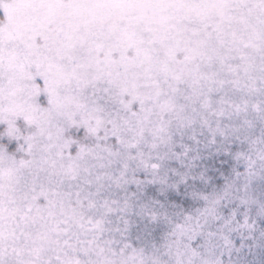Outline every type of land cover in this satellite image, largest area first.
Segmentation results:
<instances>
[{"label":"snow or ice","instance_id":"snow-or-ice-1","mask_svg":"<svg viewBox=\"0 0 264 264\" xmlns=\"http://www.w3.org/2000/svg\"><path fill=\"white\" fill-rule=\"evenodd\" d=\"M0 264H264V0H0Z\"/></svg>","mask_w":264,"mask_h":264}]
</instances>
